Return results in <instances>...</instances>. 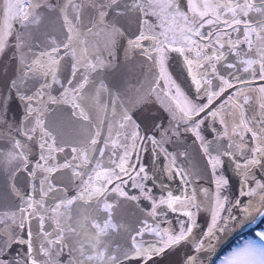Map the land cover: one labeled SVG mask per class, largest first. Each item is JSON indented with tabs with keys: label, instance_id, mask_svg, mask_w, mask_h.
Wrapping results in <instances>:
<instances>
[{
	"label": "snow or ice",
	"instance_id": "6c2138e0",
	"mask_svg": "<svg viewBox=\"0 0 264 264\" xmlns=\"http://www.w3.org/2000/svg\"><path fill=\"white\" fill-rule=\"evenodd\" d=\"M261 223L264 0H0V264H264Z\"/></svg>",
	"mask_w": 264,
	"mask_h": 264
},
{
	"label": "flooded vegetation",
	"instance_id": "af4514ba",
	"mask_svg": "<svg viewBox=\"0 0 264 264\" xmlns=\"http://www.w3.org/2000/svg\"><path fill=\"white\" fill-rule=\"evenodd\" d=\"M169 71L172 73L174 78H177L178 82L183 81L185 77L187 76V71L184 66L182 58H178L176 54L172 55V58L170 60L169 64ZM205 136L208 139H211L212 137L208 134V131H205ZM142 156L144 157V162L146 164H150L149 159V153H142ZM225 175L230 178L231 187L233 190L238 192L239 189V178L232 172V169L225 166ZM157 196H159V192H157ZM143 203H147L146 201ZM170 220H175V214H169ZM260 227H264V223L260 224ZM256 229H244V230H237L236 233H233L230 235L227 240L221 243L220 246L217 248V253L219 257L224 256L231 247L235 246L237 242L241 241L243 238H246L248 235L254 234V231ZM151 237L148 235L145 236V240H150ZM214 259H218V257H214Z\"/></svg>",
	"mask_w": 264,
	"mask_h": 264
},
{
	"label": "water",
	"instance_id": "95a60500",
	"mask_svg": "<svg viewBox=\"0 0 264 264\" xmlns=\"http://www.w3.org/2000/svg\"><path fill=\"white\" fill-rule=\"evenodd\" d=\"M158 108H159L158 104H153L150 108L145 109L144 115L151 117L153 115L163 114L166 116V113H162V110L160 111V113H158L157 112ZM191 143H192V138L190 137V134H189V136L186 138V146L191 145ZM168 147L170 151L174 150L171 144L168 145ZM201 223L203 224V218H201ZM184 251L185 249L181 247L175 251L170 252L168 255L162 258L163 264H179V262L183 258Z\"/></svg>",
	"mask_w": 264,
	"mask_h": 264
},
{
	"label": "rangeland",
	"instance_id": "374dc122",
	"mask_svg": "<svg viewBox=\"0 0 264 264\" xmlns=\"http://www.w3.org/2000/svg\"><path fill=\"white\" fill-rule=\"evenodd\" d=\"M252 235V234H251Z\"/></svg>",
	"mask_w": 264,
	"mask_h": 264
}]
</instances>
